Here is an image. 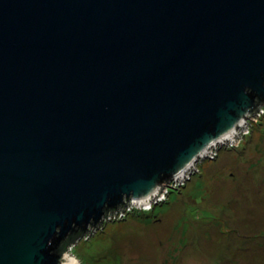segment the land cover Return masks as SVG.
<instances>
[{
	"label": "water",
	"instance_id": "1",
	"mask_svg": "<svg viewBox=\"0 0 264 264\" xmlns=\"http://www.w3.org/2000/svg\"><path fill=\"white\" fill-rule=\"evenodd\" d=\"M261 104L264 0H0V264H77Z\"/></svg>",
	"mask_w": 264,
	"mask_h": 264
},
{
	"label": "rangeland",
	"instance_id": "2",
	"mask_svg": "<svg viewBox=\"0 0 264 264\" xmlns=\"http://www.w3.org/2000/svg\"><path fill=\"white\" fill-rule=\"evenodd\" d=\"M240 139L69 246L78 264H264V104Z\"/></svg>",
	"mask_w": 264,
	"mask_h": 264
},
{
	"label": "trees",
	"instance_id": "3",
	"mask_svg": "<svg viewBox=\"0 0 264 264\" xmlns=\"http://www.w3.org/2000/svg\"><path fill=\"white\" fill-rule=\"evenodd\" d=\"M78 238V235L77 236H74L72 238H67L65 241L62 242V250L63 251H67L69 250V246L71 245V243L76 240Z\"/></svg>",
	"mask_w": 264,
	"mask_h": 264
},
{
	"label": "bare ground",
	"instance_id": "4",
	"mask_svg": "<svg viewBox=\"0 0 264 264\" xmlns=\"http://www.w3.org/2000/svg\"><path fill=\"white\" fill-rule=\"evenodd\" d=\"M262 105V104H261ZM78 264V263H77Z\"/></svg>",
	"mask_w": 264,
	"mask_h": 264
},
{
	"label": "built area",
	"instance_id": "5",
	"mask_svg": "<svg viewBox=\"0 0 264 264\" xmlns=\"http://www.w3.org/2000/svg\"><path fill=\"white\" fill-rule=\"evenodd\" d=\"M126 208V207H125Z\"/></svg>",
	"mask_w": 264,
	"mask_h": 264
}]
</instances>
